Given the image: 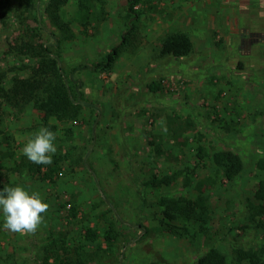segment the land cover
Returning <instances> with one entry per match:
<instances>
[{"label": "rangeland", "instance_id": "rangeland-1", "mask_svg": "<svg viewBox=\"0 0 264 264\" xmlns=\"http://www.w3.org/2000/svg\"><path fill=\"white\" fill-rule=\"evenodd\" d=\"M48 1L31 0L33 8L22 0H0L4 90L14 76L26 78L36 62L23 44L48 45L69 69L101 60L120 39L125 0H87L92 15L85 27L77 23L79 0H67L60 16L72 33L68 40L50 23ZM161 2L138 6L142 14L134 45L120 55L111 73L84 70L75 75L84 100L94 107L82 108L75 122L48 120L57 134L53 182L41 180L30 169L35 164L22 154L30 136L46 127L42 113L31 103H8L0 93L1 180L4 186L40 192L49 205L32 233L11 232L0 217V264H41L45 250L61 244L82 247L90 264H195L210 245L225 255L226 264H238L235 248L264 245V228L248 221L246 207L264 180V3L233 22L235 35L228 40L213 35L212 48L193 51L191 61L181 63L159 54L167 34L148 33L168 9ZM151 81H160L162 91L148 92L145 85ZM200 146L202 159L197 156ZM224 149L242 161L241 172L230 181L211 157ZM174 172L179 177L168 187L144 186L152 176ZM199 193L207 199L208 223H186L188 234L180 237L165 231L158 200L191 201ZM110 224L119 234L112 248L101 240L81 239L85 228L102 231Z\"/></svg>", "mask_w": 264, "mask_h": 264}, {"label": "trees", "instance_id": "trees-1", "mask_svg": "<svg viewBox=\"0 0 264 264\" xmlns=\"http://www.w3.org/2000/svg\"><path fill=\"white\" fill-rule=\"evenodd\" d=\"M161 1L125 0L124 29L118 43L111 46L101 60L92 64H78L66 69L59 54L53 53L48 45L33 46L32 44H23L25 51L33 55L36 62L26 78L14 76L11 79L8 90H4L0 85V93L4 95L8 103L14 105L31 103L35 110L42 113V122L51 130H54L55 126L48 123L50 118H54L59 123L78 121L82 108L94 106L84 100L75 75L84 70L111 73L120 55L134 45L142 14L138 10V6L142 2L152 4ZM22 2L34 8L31 0H22ZM66 3L67 0H49L45 11L50 23L68 40L72 37V33L68 24L60 16L61 7ZM78 11L79 18L77 23L85 27L89 17L92 15L91 6L87 0H79ZM55 41L56 45H58V41ZM192 52L193 44L184 33H170L165 35L160 41V56L174 60H184L192 55ZM145 88L150 93L162 91L160 81H151L145 85ZM99 117V110H97L94 124L98 122ZM66 133L70 134L71 130H66ZM203 150L201 146L198 148L197 156L200 159L204 155ZM211 157L214 166L218 168L222 177L227 181L235 178L242 170V161L239 155L232 150L217 151ZM261 164H264V157ZM43 168L45 170H42ZM30 169L38 173L41 176V180L53 182L58 171V165L57 162H53V166L35 164V168L31 166ZM178 177V172H174L170 176H152L144 183V186L151 189H158L162 186L168 187ZM3 187L5 186L0 177V188ZM206 200L200 193L191 201L182 197H161L157 205L161 208L162 228L172 235L180 237L188 234L187 228L184 227L186 223H198L200 227H204L210 220V211ZM246 207L248 209V221L257 225L258 228H264V180H260L257 183L253 200L248 199ZM113 214L116 216V212L113 211ZM72 216L75 217V212L72 213ZM176 223H181L183 227L179 228ZM134 227L140 229L142 236L146 234V229L142 225L137 224ZM179 230H182V233ZM118 236V232L110 224L102 231H97L94 228H85L81 239L87 243H98L101 240L107 248H112ZM97 247H101L100 244H97ZM234 254L235 261L238 264L243 261H246L247 264H264V245L257 249L248 250L238 247L234 249ZM41 264H90V262L83 254L82 247L69 248L61 244L54 247V249L45 250ZM148 264L157 263L151 262ZM195 264H226V258L214 245H210L204 253L195 258Z\"/></svg>", "mask_w": 264, "mask_h": 264}, {"label": "crops", "instance_id": "crops-1", "mask_svg": "<svg viewBox=\"0 0 264 264\" xmlns=\"http://www.w3.org/2000/svg\"><path fill=\"white\" fill-rule=\"evenodd\" d=\"M264 0H164L168 9L149 27L151 36L181 32L188 36L197 54L212 48L213 35L228 40L236 34L233 27L239 17L246 19ZM252 12V11H251ZM264 16V13L261 14ZM193 53V52H192ZM190 57V56H189ZM187 57L186 59H191ZM175 61H182L179 59ZM189 63V62H188Z\"/></svg>", "mask_w": 264, "mask_h": 264}, {"label": "clouds", "instance_id": "clouds-1", "mask_svg": "<svg viewBox=\"0 0 264 264\" xmlns=\"http://www.w3.org/2000/svg\"><path fill=\"white\" fill-rule=\"evenodd\" d=\"M56 139L57 134L49 127H40L24 144L22 154L36 165H51L57 151ZM48 208L38 191H29L22 185L0 188V217L11 232H35Z\"/></svg>", "mask_w": 264, "mask_h": 264}]
</instances>
